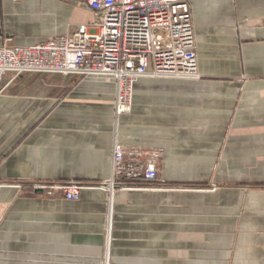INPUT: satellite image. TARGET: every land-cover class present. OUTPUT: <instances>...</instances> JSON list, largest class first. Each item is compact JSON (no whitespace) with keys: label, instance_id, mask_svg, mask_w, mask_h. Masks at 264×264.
Listing matches in <instances>:
<instances>
[{"label":"crops","instance_id":"1","mask_svg":"<svg viewBox=\"0 0 264 264\" xmlns=\"http://www.w3.org/2000/svg\"><path fill=\"white\" fill-rule=\"evenodd\" d=\"M187 1L200 77L133 85L118 142L163 149L164 186L115 191L107 264H264V0ZM92 21L80 0H0V46ZM113 101L106 76L0 79V264L105 263ZM69 182L76 201L35 188Z\"/></svg>","mask_w":264,"mask_h":264},{"label":"built area","instance_id":"2","mask_svg":"<svg viewBox=\"0 0 264 264\" xmlns=\"http://www.w3.org/2000/svg\"><path fill=\"white\" fill-rule=\"evenodd\" d=\"M80 1L93 16L91 24L70 28L34 46L2 44L0 79L6 74L14 78L27 74L110 77L114 84L113 118L119 120L131 111L133 85L141 77H200L192 12L187 0ZM162 156L161 148L120 144L114 130L109 177L96 185L105 191L109 204L104 227L106 257L115 191L150 188L151 184L161 182L158 165ZM35 188L50 199L61 193L65 200L76 201L81 185L69 182Z\"/></svg>","mask_w":264,"mask_h":264},{"label":"rangeland","instance_id":"3","mask_svg":"<svg viewBox=\"0 0 264 264\" xmlns=\"http://www.w3.org/2000/svg\"><path fill=\"white\" fill-rule=\"evenodd\" d=\"M73 29H71L70 31H72ZM62 77V76H61ZM130 112H128L127 114H124V115H128ZM123 115V116H124ZM118 119H115V117L113 118V130H118V125H119V121H120V118L118 120V122L116 123ZM114 134V132H113ZM117 141H118V138H117ZM161 181V180H160ZM164 186L163 184H161V182L159 183H153L151 184L150 188L147 186V187H141L142 189H163ZM106 194V193H105ZM62 195V194H61ZM106 216L108 215V209H109V204H107V194H106ZM110 207H111V204H110ZM112 215H113V204H112ZM107 260H108V257H107ZM105 264V263H104Z\"/></svg>","mask_w":264,"mask_h":264},{"label":"water","instance_id":"4","mask_svg":"<svg viewBox=\"0 0 264 264\" xmlns=\"http://www.w3.org/2000/svg\"><path fill=\"white\" fill-rule=\"evenodd\" d=\"M35 193H41V191H36Z\"/></svg>","mask_w":264,"mask_h":264}]
</instances>
